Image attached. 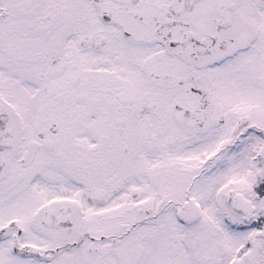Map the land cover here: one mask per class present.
I'll list each match as a JSON object with an SVG mask.
<instances>
[{"label":"snow or ice","instance_id":"6c2138e0","mask_svg":"<svg viewBox=\"0 0 264 264\" xmlns=\"http://www.w3.org/2000/svg\"><path fill=\"white\" fill-rule=\"evenodd\" d=\"M0 264H264V0H0Z\"/></svg>","mask_w":264,"mask_h":264}]
</instances>
